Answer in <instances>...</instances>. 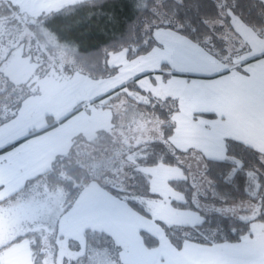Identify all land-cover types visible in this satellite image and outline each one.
<instances>
[{
	"label": "rangeland",
	"instance_id": "374dc122",
	"mask_svg": "<svg viewBox=\"0 0 264 264\" xmlns=\"http://www.w3.org/2000/svg\"><path fill=\"white\" fill-rule=\"evenodd\" d=\"M6 1L29 17L31 22L85 0ZM238 18L235 23L244 40L253 41L255 52L264 51V45L255 41V37L249 34L250 30L246 31L240 25L242 19ZM25 32L23 30L21 35ZM169 32L181 35L169 29L155 30L156 47L153 54L157 58L168 59L171 69L210 73L216 66H228L229 71L212 78L192 76L190 73H165L161 71L164 68L156 63L130 59L127 49L121 50L110 53L108 64L117 69L110 83L129 78L131 69L137 71L145 66L157 69L151 74L142 75L120 92L93 104L89 101L91 93L101 86V89H105L108 84L94 79L96 82L89 85H93L95 91H92V87L80 85L84 75L79 66H69L73 58L68 60L63 56L59 62H53L51 53L46 51V60L39 61L33 54L25 57L24 47L20 46L0 63L2 83L9 82L13 86L8 96L0 102V143L31 126L42 125L41 118L49 122V117L61 118V113L68 109L84 105L70 121L64 123L63 128L69 132L81 128L80 132L85 134L74 135L73 138L80 147H86L88 137L99 132L97 130L129 128L134 123H142L146 135L165 140L177 155L185 173L172 179L177 176L175 165H165L163 168L140 166L142 175L148 179L149 193L133 196L148 213L144 215L133 209L126 200L113 196L96 180L88 183L71 200L59 192L61 186H53L46 180L33 185L26 183L22 181L26 175L20 177L18 173L20 167L11 165L9 156H4L6 159L0 162V186H3L0 197L4 198L0 204V264H37L33 248L36 238L31 236L15 240L26 234L24 229L38 226L52 228L59 239L48 247L53 250L52 254L48 253L45 231H38L37 234L41 235L38 240L43 243L42 256H47L45 264H234L229 258L234 254L231 255V250L220 248L224 247L220 246L221 243L203 244L183 239L182 246L178 247L167 228L178 230L201 226L205 221L203 211L214 212L210 205L217 202L211 200L209 185L212 182L205 175V153L213 152L215 147L226 142L253 149L264 148V58L248 60L253 53L244 47L243 40L225 27L222 33L213 31L209 36L212 42L203 46L207 57L198 58L197 62H188L181 57L170 60L162 54L165 46L157 38V33L166 37ZM220 39L223 40L222 47L217 45ZM0 52L3 53V50L0 49ZM134 60L136 66L127 68ZM65 90H68L66 95L72 98L52 104L53 95ZM200 112L214 113L215 117L195 119L194 115ZM119 141L115 138L113 143ZM89 160L98 163L97 159ZM132 161L133 158L123 160L116 153L106 156L101 160L104 169L97 168L100 173L95 178L115 185V179L111 180L109 174L121 171L123 176L119 180L124 185L116 186L135 193L136 190L129 187L128 179H124ZM103 170H110L108 176L101 172ZM181 181H189L194 186L196 194L192 202L195 209L187 206L190 200L186 193L174 186L175 182ZM13 190L17 191L15 195L10 193ZM240 207L238 201L223 204L217 210L236 215ZM252 230L254 237L264 238V224H255ZM145 233L155 238L158 244L149 246L144 238ZM95 236L99 239L103 236L99 249H94L90 242Z\"/></svg>",
	"mask_w": 264,
	"mask_h": 264
},
{
	"label": "trees",
	"instance_id": "16d2710c",
	"mask_svg": "<svg viewBox=\"0 0 264 264\" xmlns=\"http://www.w3.org/2000/svg\"><path fill=\"white\" fill-rule=\"evenodd\" d=\"M225 3L229 8H233L235 14L247 25H251L257 32L264 34V0H216V3L213 0H85L64 7L50 15H43L37 21L32 20L31 22L28 20L30 18L22 14L12 3L1 0L0 49L3 50V53L0 52V63L7 60L8 55L15 52L16 47L23 46L25 57L27 54H33L37 60L44 61L46 60L45 53L49 51L53 62H59L63 56L69 58L68 60L73 58L71 62L69 61V66H79L82 75L94 79L105 78L114 75L117 70L108 64L110 53L127 49L130 59L147 55L156 47L154 32L160 28L176 31L198 41L203 46H208L212 42L209 40V36L213 33L214 25L217 26V33H222L225 27H228L225 24L224 28H219V21L216 16L217 4L224 6ZM23 30L27 32L21 35ZM222 41V39L217 41L219 47L223 46ZM163 68L169 69L168 64L163 65ZM138 78L104 97H100L94 103L120 92ZM12 89L13 86L9 82L3 84L0 78V102L8 96V92ZM83 106H80L75 113L82 110ZM149 110L150 108L146 109V111ZM199 116L214 118L215 114H195V118ZM49 121L54 122L52 117H49ZM140 124L134 123L129 128H113L112 132L100 131L94 143L86 142L88 147L84 145L80 147L75 142L72 152L65 159L58 158L51 169L35 177L29 183L33 185L46 180L53 186H61L58 189L59 192L71 200L88 183L96 180L113 196L126 200L133 209L147 215L148 213L133 196L134 194L148 195L149 193L148 179L142 175L139 170L140 166H155L157 161L161 159L165 165L174 166L178 157L165 140H157L150 136L151 134L144 137L146 134L143 132L144 125ZM118 131L119 133H115ZM115 138L120 139L119 143H113ZM26 139L1 150L0 153L6 152ZM226 144L230 155H245L250 167L259 166L257 153L253 151V148L234 142H226ZM76 147H78V151ZM113 153L119 154L123 160L133 158V164L131 163L127 167L126 174L128 175L124 179L125 181L128 179L129 187H133L136 190L135 193L121 190L122 186L120 188L116 186L124 185L119 180L123 174L117 169L110 174V170L109 172L107 170L101 171L105 176L109 174L112 177L111 180L115 179V185L110 182H101L95 178L100 173L97 168L104 169L103 163H101L102 158L110 157ZM89 159L93 161L97 159L98 163H93ZM206 164L207 176L212 184L219 188L218 195L228 198L226 204L240 201L243 197V186L241 185L240 190L237 191L231 187L226 188L222 181V176L227 173V165L216 161H207ZM174 186L186 193L188 201L190 200L187 206L195 209L196 207L192 202L193 195L196 194L194 186L189 181L175 182ZM211 200H213L212 188ZM215 202L217 204L222 203L220 200ZM218 212L220 211H203L205 221L201 226L178 230L167 228V232L178 247L182 246L183 239L203 244L213 242L235 244L240 242L242 237H245L249 232V225L236 218L239 214H226L224 212L217 214ZM244 219L251 220L248 216H245ZM40 230L27 232L15 241L26 237H35L36 243L33 248L37 258L36 262L37 264H45L47 256H42L43 243L38 240L41 235L37 234ZM42 230L46 234L47 252L52 254L53 250L51 251L48 247L59 239L54 230ZM144 238L149 246L158 244V241L151 235L145 233ZM100 239L95 236L90 241L94 249H99V243L103 244Z\"/></svg>",
	"mask_w": 264,
	"mask_h": 264
},
{
	"label": "crops",
	"instance_id": "0c3cea01",
	"mask_svg": "<svg viewBox=\"0 0 264 264\" xmlns=\"http://www.w3.org/2000/svg\"><path fill=\"white\" fill-rule=\"evenodd\" d=\"M172 32V31H171ZM155 48L148 53L147 55L141 56L137 59H140L141 62L145 61V63H156L157 66H160V68H163V65L168 64L169 66V60L164 58H157L154 53ZM206 52H202L201 54H195V55H184L181 56V58H184L185 61L188 62H197L199 61L198 58L207 57ZM199 56V57H198ZM250 60V59H248ZM133 64H129L127 68H132L133 66H136V60L133 61ZM154 65V64H153ZM143 67L140 70L132 71L131 74L128 76L129 78H126L124 80L110 83V80L112 76H108L105 78L98 79L96 81L101 80V82H107V87L104 89H101V87L98 90H94L93 84L91 82H96L94 78H91L89 76H84L81 78L80 85H86V87H92V91H95L91 93V99L89 100L91 103L94 104V101L99 99L100 97H103L107 95L108 93L112 92L115 89H118L119 87L127 84L128 82L132 81L135 78L141 77L144 74L152 73V71H155L157 67ZM176 70L169 69H161V71H164L165 73H175V74H187L190 72H187L186 70H180L179 68H175ZM229 71L228 66H216L212 69V72L206 73V72H195L190 73L192 76L196 75H203L200 77L203 78H212L217 77L215 74H224ZM189 74V75H190ZM98 83L97 85L101 84ZM68 90H65L64 93L60 92L58 94H54L52 97V104H59L63 99L72 98L70 96L66 95V92ZM76 91V90H75ZM74 91V92H75ZM73 92V91H69ZM72 96V95H71ZM88 104V102H86ZM85 104V105H86ZM82 105V104H81ZM78 108L75 107L73 110L68 109L66 112L61 113L59 117L61 118H53L54 122H44L45 119L41 118V121L43 122L42 125L38 127L31 126L29 129L25 130L22 133H18L17 135L11 136V138L7 141H3L0 143V151L16 144L17 142L24 140L22 143L18 144L17 146H14L13 148L8 149L4 153H0V162L6 159L8 156V162L13 165L20 167L19 175H26L25 178L22 177V181L24 182H31L35 177L43 174L45 171L51 169L58 158L65 159L73 150L75 141H73L74 135L75 137L78 134H85L81 131V128H77V131H66L64 130L65 122L70 121L75 111H77ZM42 116H44L45 109L42 110ZM200 113H208V112H200ZM200 117V116H199ZM195 118V115H194ZM198 118V117H197ZM195 118V119H197ZM44 120V121H43ZM65 123V124H64ZM55 127L53 128V126ZM94 129H96V126H93ZM79 131V132H78ZM101 131V130H97ZM106 132H112L113 130H102ZM99 132L94 133L89 138V143H94L99 135ZM139 135V134H138ZM144 137H147L149 134H144ZM80 138V137H79ZM76 150L78 151V147H76ZM6 158H5V157ZM132 157V155H131ZM21 165V166H19ZM18 175V174H16ZM3 189V186H0V192ZM11 195H15L17 191L13 190L10 192ZM6 199V198H5ZM4 198L0 197V204ZM36 231L37 229H52L48 228L47 226H38V227H29L27 229H24V233H27V231ZM30 232V231H29ZM217 247V245H215ZM220 247L225 250H231V255L234 254V256H230V262H234V264H264V238L261 237H254L252 236L250 239V243L246 246H242V240L238 243L231 244V243H221ZM217 250V248H216ZM219 252V251H218Z\"/></svg>",
	"mask_w": 264,
	"mask_h": 264
},
{
	"label": "snow or ice",
	"instance_id": "6c2138e0",
	"mask_svg": "<svg viewBox=\"0 0 264 264\" xmlns=\"http://www.w3.org/2000/svg\"><path fill=\"white\" fill-rule=\"evenodd\" d=\"M213 2L216 3V0H213ZM216 16L219 21V28H224L225 24H227L228 30L235 33L237 37L243 40L244 47L247 48L249 52L253 53L248 59L259 61L261 58H264V51L255 52V44L253 41L244 40L241 32L237 30L235 21L239 18L236 17L233 8H229L226 3L224 6L217 4ZM240 25H242L246 31L250 30L249 34L255 37L256 42L264 45V34L257 33L251 25H247L242 20L240 21ZM217 30V26L214 25L212 31ZM157 38L159 42L165 46L162 54L167 56L170 60L178 59L184 55L201 54L203 51H206V49H203V45L198 41L179 34L169 32L165 37L157 33ZM215 75L219 76L220 74ZM253 151L257 153L259 166L250 167L248 158L245 155H230L226 143H222L215 147L213 152H207L203 155V160L205 162L216 161L220 164L227 165V173L222 176V181L226 188L231 187L239 191L241 185L243 186V197L240 200L241 207L239 208V215H237L236 218L249 225V232L245 237H242V246L248 245L251 236L255 235V232L252 230L253 225L258 223L264 224V148H254ZM155 167H165L164 161L162 159L157 161ZM174 167L177 176L172 177V179H177L185 175L180 161H177ZM199 167L200 165L198 164L197 168ZM190 171H192V169H190ZM207 171L206 169L205 175ZM209 187L213 189V200H220L222 202L220 205H210L211 210L215 212L218 207L222 208L223 204L227 203L228 198L218 195L220 190L215 184H210ZM217 214H223V212L220 211ZM245 216H250L251 220H245Z\"/></svg>",
	"mask_w": 264,
	"mask_h": 264
},
{
	"label": "water",
	"instance_id": "95a60500",
	"mask_svg": "<svg viewBox=\"0 0 264 264\" xmlns=\"http://www.w3.org/2000/svg\"><path fill=\"white\" fill-rule=\"evenodd\" d=\"M37 230H38V229H37ZM37 230H36V231H37Z\"/></svg>",
	"mask_w": 264,
	"mask_h": 264
}]
</instances>
